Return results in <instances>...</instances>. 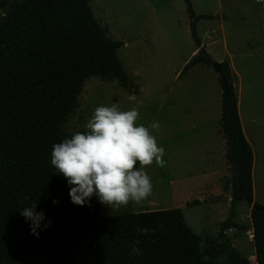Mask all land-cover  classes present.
I'll return each mask as SVG.
<instances>
[{
  "label": "trees",
  "instance_id": "1",
  "mask_svg": "<svg viewBox=\"0 0 264 264\" xmlns=\"http://www.w3.org/2000/svg\"><path fill=\"white\" fill-rule=\"evenodd\" d=\"M90 1L0 0V264H220L223 257L224 264H252L227 233L248 230L236 220L244 201L251 207L256 261L264 264V204L254 200V153L243 131L237 74L229 59L218 64L226 79L225 84L219 76L220 122L232 169L231 206L216 237L200 236L180 207L104 214L96 196L83 206L71 201L51 153L55 143L71 137L65 124L86 80L102 76L134 85L118 54L123 41L108 35ZM201 18L214 16L191 15L192 37L205 49L196 28ZM201 61L210 65L198 51L179 77ZM25 196L37 200L35 210L44 213L39 236L20 215ZM138 228L155 231L144 235ZM136 240L141 255L131 254Z\"/></svg>",
  "mask_w": 264,
  "mask_h": 264
},
{
  "label": "rangeland",
  "instance_id": "2",
  "mask_svg": "<svg viewBox=\"0 0 264 264\" xmlns=\"http://www.w3.org/2000/svg\"><path fill=\"white\" fill-rule=\"evenodd\" d=\"M90 5L108 35L123 41L118 54L134 85L124 86L102 76L88 78L65 129L70 135L84 132L96 107L116 103L122 110H139L137 125L147 127L158 121L159 132L150 131L165 150L163 167L155 161L145 166L153 185L151 196L118 209L103 204L102 212L180 207L200 236L216 237L221 222L229 216L232 169L220 122L219 74L201 61L179 77L199 51L191 34V15L214 16L196 23L202 47L217 62L229 59L237 74L241 115L257 157L255 198L264 203V164L258 154V137L264 133V3L91 0ZM237 212L236 220L248 230L232 228L227 233L242 255L257 264L249 203L241 202ZM224 260L221 258L220 264Z\"/></svg>",
  "mask_w": 264,
  "mask_h": 264
},
{
  "label": "clouds",
  "instance_id": "3",
  "mask_svg": "<svg viewBox=\"0 0 264 264\" xmlns=\"http://www.w3.org/2000/svg\"><path fill=\"white\" fill-rule=\"evenodd\" d=\"M256 2L264 3V0ZM138 117L136 108L122 110L116 103L101 105L95 108L84 132L75 131L70 138L53 145L51 164L55 173L67 180L74 204L83 206L96 196L101 204L118 209L130 201L140 204L151 196L153 185L145 166L155 161L156 165L163 167L165 150L157 145L153 134V131L159 132V122H152L147 127L137 125ZM24 201H21L23 210L20 215L31 221V232L39 236L37 229L45 219L44 213L35 210L37 200L25 196ZM50 225L51 220H48L43 227ZM137 231L148 235L155 229L138 228ZM139 243V240L134 241L131 254H142Z\"/></svg>",
  "mask_w": 264,
  "mask_h": 264
},
{
  "label": "crops",
  "instance_id": "4",
  "mask_svg": "<svg viewBox=\"0 0 264 264\" xmlns=\"http://www.w3.org/2000/svg\"><path fill=\"white\" fill-rule=\"evenodd\" d=\"M220 62L222 61L221 59L219 60ZM238 105H239V113H240V118H241V123H242V127H243V131H244V134L246 136V138L248 139L250 145L252 146V149H253V153H254V166H253V188H254V200H256L255 198V190H256V181H255V172H256V164H257V157H256V151H255V147H254V143H253V140L252 138L250 137V135L248 134V131L243 123V119H242V115H241V107H240V103L238 101ZM264 133H261L260 136L258 137V139L261 141L260 145H259V155L262 157V160H263V164H264ZM263 140V141H262ZM261 173V172H260ZM264 190V188H263ZM264 193V192H263ZM264 204V203H263ZM251 208V207H250ZM253 231V229H252ZM253 234V233H252Z\"/></svg>",
  "mask_w": 264,
  "mask_h": 264
},
{
  "label": "water",
  "instance_id": "5",
  "mask_svg": "<svg viewBox=\"0 0 264 264\" xmlns=\"http://www.w3.org/2000/svg\"><path fill=\"white\" fill-rule=\"evenodd\" d=\"M10 8L11 6L8 7V11L10 10ZM199 51L201 53V59L206 60L213 67V69L219 74V76H221L223 82L226 84L225 76L223 72L220 70V66L218 62H216L205 49L200 48Z\"/></svg>",
  "mask_w": 264,
  "mask_h": 264
}]
</instances>
